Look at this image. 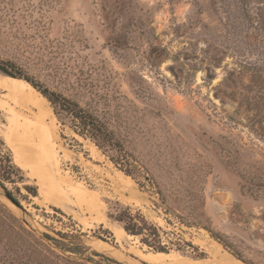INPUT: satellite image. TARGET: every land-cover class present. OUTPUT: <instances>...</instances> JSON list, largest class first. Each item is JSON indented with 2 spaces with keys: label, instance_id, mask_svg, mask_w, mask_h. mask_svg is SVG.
<instances>
[{
  "label": "rangeland",
  "instance_id": "374dc122",
  "mask_svg": "<svg viewBox=\"0 0 264 264\" xmlns=\"http://www.w3.org/2000/svg\"><path fill=\"white\" fill-rule=\"evenodd\" d=\"M14 5V17L9 14L2 24L0 60L94 112L155 179L153 184L140 178V185L128 178L90 139L53 116L67 156L52 173L94 191L102 217L76 204L62 208L46 201L47 188L22 165L38 196L19 183L22 196L8 183L20 205L1 187L0 199L25 226L80 261L43 234L82 242L86 254L103 264L110 263L94 252L125 264H150L140 253L155 250L139 237L118 238L107 223L119 201L140 210L165 240L174 233L198 247H173L169 254L193 264H222L202 244L215 240L209 227L230 243L231 249L220 243L225 250L240 253L249 264H264V0H15ZM0 76L19 89L10 93L0 82V137L17 163L11 110L24 107L21 90L35 88ZM193 206L201 215L197 220L188 214ZM0 264H24L4 238Z\"/></svg>",
  "mask_w": 264,
  "mask_h": 264
},
{
  "label": "trees",
  "instance_id": "16d2710c",
  "mask_svg": "<svg viewBox=\"0 0 264 264\" xmlns=\"http://www.w3.org/2000/svg\"><path fill=\"white\" fill-rule=\"evenodd\" d=\"M15 0H0V37L3 34V22L5 17L9 14L14 17L15 13ZM15 22L16 19L14 18ZM3 64L13 70L17 76L28 81L37 91H39L51 104L54 114L57 119L63 123L68 124L70 127L83 137L90 139L108 159L122 170L126 175L132 177L140 185V178L153 182L155 179L151 175L148 167L141 164L134 155L129 153L125 148L123 142L119 139L117 134L110 126L97 116L94 112L81 105V103L62 92L50 89L43 85L40 81L36 80L33 76L24 73L22 70L15 66L12 61H2ZM14 156L11 149L6 145L5 141L0 137V187L4 193L10 196L14 201L20 205V200L15 192L8 187V183L15 185L17 192L25 196L19 183H23L24 189L29 195L33 197L38 196V188L35 185L26 183V176L23 171L25 168L22 166L17 158L16 151ZM158 193L163 196L161 189ZM28 196V195H27ZM164 201L165 198L161 197ZM197 209L189 207L188 214L195 220L201 217ZM111 217L119 222L128 235L139 237L140 241L150 248L160 253H170V250L175 247L178 250H183L186 247H191L198 250V247L191 241H186L176 234L168 237L166 240L161 232L160 227L151 222L140 210L134 211L131 206L123 205L116 201L113 210L110 212ZM0 224L3 226L0 231V241L5 239V246L7 249L17 253L21 262L24 264H88L92 262L96 264H103L102 261H97L93 257L86 254L88 247L80 243H68L52 237L44 233L43 236L48 239L51 244L61 249L64 253H70L83 259L72 258L70 255H62L53 249V246L46 243L44 238L39 237L32 229H28L24 222L18 218L0 199ZM211 236L221 243L225 248L231 249L230 243L218 232L213 229L206 228ZM62 237L65 236L62 233ZM236 257L243 260L247 264L248 261L244 260L240 253L232 251ZM100 255L110 264H125L112 257ZM205 253H199L198 257H204ZM215 259L212 260L214 262Z\"/></svg>",
  "mask_w": 264,
  "mask_h": 264
},
{
  "label": "bare ground",
  "instance_id": "6f19581e",
  "mask_svg": "<svg viewBox=\"0 0 264 264\" xmlns=\"http://www.w3.org/2000/svg\"><path fill=\"white\" fill-rule=\"evenodd\" d=\"M6 78L17 82H26L19 78ZM0 82L10 93H18L19 89L4 77L0 76ZM26 85L28 86V84ZM27 89L29 90L28 93L22 92V90L20 93V103L24 107L21 110H11L15 121L12 129V141L21 164L31 175L41 180L43 187L47 188L44 191V193L46 192L44 197L46 201L54 202L62 208H68L72 204H76L82 208L86 207L90 209V212H96L97 218H101L102 214L100 213L98 204V195L93 193L94 191H90L82 184L75 185L68 176L61 180H56L54 176L55 172L52 173V170L56 171L60 167L61 158L66 155H63V152H65L64 146L61 144V136L54 120L57 117L54 114L52 106H45L44 102L46 100L44 97L40 99L36 98L39 95L36 92L37 90L35 91L32 88ZM25 109L30 110V112L26 113ZM53 116L55 117L54 119ZM127 177L130 178V176ZM107 223L118 238L126 235L131 236L128 235L123 226L116 220L107 219ZM202 244L209 253L217 256L222 264H245L225 250L216 240H213V243L205 240ZM140 254L150 264H193L177 254L160 252Z\"/></svg>",
  "mask_w": 264,
  "mask_h": 264
},
{
  "label": "water",
  "instance_id": "95a60500",
  "mask_svg": "<svg viewBox=\"0 0 264 264\" xmlns=\"http://www.w3.org/2000/svg\"><path fill=\"white\" fill-rule=\"evenodd\" d=\"M0 73L1 74H4V75H7V76H11V77H14V78H19V79H22L20 78L19 76L16 75V73L11 70L8 66H6L5 64H3L2 62H0ZM24 80V79H22ZM26 81V80H24ZM28 82V81H27ZM29 83V82H28ZM5 197L11 202L13 203L14 205H17L19 206V204L14 201L10 196H8L6 193H4ZM242 261V260H241ZM245 263V262H244Z\"/></svg>",
  "mask_w": 264,
  "mask_h": 264
}]
</instances>
